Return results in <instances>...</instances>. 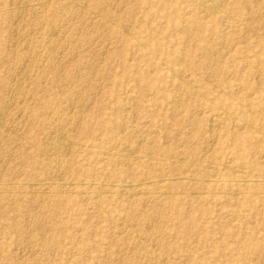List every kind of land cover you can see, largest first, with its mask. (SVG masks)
I'll return each mask as SVG.
<instances>
[{
	"label": "rangeland",
	"instance_id": "rangeland-1",
	"mask_svg": "<svg viewBox=\"0 0 264 264\" xmlns=\"http://www.w3.org/2000/svg\"><path fill=\"white\" fill-rule=\"evenodd\" d=\"M69 1L44 9L39 0H0V264H264V186L232 181L264 169V0L234 1L242 26L208 20L198 35L185 32L192 0ZM161 59L181 76L170 77ZM196 90L234 116L211 121L216 110ZM56 125L74 143L60 164L43 151ZM126 145L140 147L130 159L119 155ZM215 166L225 181L152 183L138 195L105 185L207 178ZM51 178L73 185L44 194L25 187Z\"/></svg>",
	"mask_w": 264,
	"mask_h": 264
},
{
	"label": "bare ground",
	"instance_id": "bare-ground-1",
	"mask_svg": "<svg viewBox=\"0 0 264 264\" xmlns=\"http://www.w3.org/2000/svg\"><path fill=\"white\" fill-rule=\"evenodd\" d=\"M12 1V0H11ZM20 1V0H19ZM50 1H54V0H39V2L37 3V4H35V5H37V6H39V8L40 7H44V9H46L45 8V4L46 3H49ZM69 1V0H68ZM103 1H105V0H103ZM126 1V0H125ZM234 1H237V0H192V2H193V4H194V9H195V12H194V14H193V16L190 18V20H189V26L186 28V33H195L196 35H198L197 33H196V30L197 31H199L200 30V27H202L203 25V23L202 22H206V21H208V20H212V21H224L225 23H227V24H229L230 26H234V27H240V26H242L243 25V23H242V25H241V23H240V21L239 20H237V18H235L233 15H232V9H231V5H232V3H234ZM261 1V0H260ZM25 2V1H24ZM26 2H28V1H26ZM25 2V3H26ZM69 2H71V1H69ZM73 2V1H72ZM72 2H71V4L70 5H72ZM147 2H148V0H147ZM189 2V1H188ZM255 2V1H254ZM14 3V2H13ZM23 3V2H22ZM100 3V2H99ZM26 4H28V3H26ZM50 4V3H49ZM73 4H74V2H73ZM87 4V3H86ZM85 4V5H86ZM107 4H109L108 2H107ZM153 4V3H152ZM180 4V3H179ZM19 5H20V3H19ZM34 5V4H33ZM33 5H32V7H33ZM34 5V6H35ZM67 5V4H66ZM172 5V4H171ZM24 6V5H23ZM26 6V5H25ZM69 6V5H68ZM76 6H78V5H76ZM80 6V5H79ZM31 7V4H30V9L32 8ZM101 7V6H100ZM104 7V6H103ZM18 8V7H17ZM21 8V6L19 7V9ZM28 8V7H27ZM136 8V7H135ZM138 8H140V7H138ZM24 9V8H23ZM43 9V10H44ZM84 9V8H83ZM88 9V8H87ZM18 10V9H17ZM25 10V9H24ZM23 10V11H24ZM36 10V9H35ZM67 10V9H66ZM41 11V10H40ZM263 11V10H262ZM26 12L28 13V10H26ZM36 12H39V11H36ZM64 12H65V10H64ZM133 12V11H132ZM18 13H19V11H18ZM26 13V15H28ZM41 13V12H40ZM83 13V12H82ZM187 13V12H186ZM263 13V12H262ZM23 14V13H22ZM34 14V13H33ZM97 14V13H96ZM18 15V14H17ZM69 15V14H68ZM100 15V14H99ZM261 15V14H260ZM22 16V15H21ZM63 16V15H62ZM113 16V15H112ZM262 17V16H261ZM62 18V17H61ZM77 18V17H76ZM111 18V17H110ZM124 18H126L125 16H124ZM31 19V18H30ZM46 19V18H45ZM63 19V18H62ZM106 19V18H105ZM115 19V18H114ZM133 19V18H132ZM138 19V18H137ZM28 20V19H27ZM34 20H35V18H34ZM51 20V19H50ZM52 20H54V19H52ZM111 20H113L112 18H111ZM249 20V19H248ZM17 21V20H16ZM16 21H15V23H16ZM67 21V20H66ZM109 21V20H108ZM115 21H117V20H115ZM128 21H130V20H128ZM30 22V21H29ZM44 22V21H43ZM118 22V21H117ZM102 23V22H101ZM107 23H109V22H107ZM110 23H111V21H110ZM115 23V22H114ZM113 23V24H114ZM175 24L176 23H172V27H174L175 28ZM13 25V24H12ZM45 25V24H44ZM58 25V24H57ZM57 25H56V28H57ZM88 25V24H87ZM117 25V24H116ZM103 26V25H102ZM123 26V25H122ZM121 26V27H122ZM129 26V25H128ZM60 27V26H59ZM131 27V26H130ZM248 27V26H247ZM246 27V28H247ZM15 28V27H14ZM37 28V27H36ZM43 28V27H42ZM54 28V27H53ZM56 28H55V30H56ZM227 28V27H226ZM245 28V29H246ZM12 29V28H11ZM17 29V28H16ZM32 29V28H31ZM58 29V28H57ZM74 29V28H73ZM125 29H127V28H125ZM125 29H123V30H125ZM250 29V28H249ZM22 30V29H21ZM250 30H252V29H250ZM47 31H48V27H47ZM57 31V30H56ZM97 31V30H96ZM128 31V30H127ZM182 31V30H181ZM253 31V30H252ZM33 32V31H32ZM38 32V31H37ZM53 32V31H52ZM80 32V31H79ZM86 32V31H85ZM107 32V31H106ZM15 33H17V32H15ZM223 33V32H222ZM254 33H256V32H254ZM26 34V33H25ZM57 34V33H56ZM80 34V33H79ZM133 34V33H132ZM20 35V34H19ZM53 35V34H52ZM255 35V34H254ZM54 36H55V34H54ZM73 36H74V32H73ZM85 36V35H84ZM132 36V35H131ZM135 36V35H134ZM260 36V35H259ZM18 37V36H17ZM27 37V36H26ZM50 37H52V36H50ZM116 37V36H115ZM221 37V36H220ZM31 38V37H30ZM88 38V37H87ZM96 38V37H95ZM197 38V37H196ZM261 38H262V36H261ZM24 39V38H23ZM92 39V38H91ZM115 39V38H114ZM135 39V38H134ZM222 39H224V37L222 38ZM18 40V39H17ZM75 40V39H74ZM98 40V39H97ZM97 40H95V42H97ZM180 40V39H179ZM16 41V40H15ZM30 41V40H29ZM28 41V42H29ZM68 41H69V39H68ZM136 41V44H138L139 46H141V47H148V46H150V47H152V48H154L155 46V44H152L153 43V41H152V39L151 38H149V40H141V39H136L135 40ZM21 42H23V41H21ZM24 42H25V40H24ZM49 42V41H48ZM47 42V43H48ZM72 42V41H71ZM92 42H93V40H92ZM108 42V41H107ZM90 43V42H89ZM94 43V42H93ZM223 43V42H222ZM160 44V43H159ZM28 45V44H27ZM76 45V44H75ZM88 45V44H87ZM86 45V46H87ZM203 45V44H202ZM18 46V45H17ZM31 46V45H30ZM66 46H68V44L66 45ZM78 46V45H77ZM80 46V45H79ZM91 46V45H90ZM95 46V45H94ZM157 46V45H156ZM228 46V45H227ZM226 46V47H227ZM235 46V45H234ZM23 47V46H22ZM88 47H89V45H88ZM262 47V46H261ZM212 48V46H210V48L209 49H211ZM223 48V47H222ZM232 48H234V47H232ZM16 49V48H15ZM90 49V48H89ZM17 50V49H16ZM21 50V49H20ZM23 50V49H22ZM43 50V49H42ZM54 50V49H53ZM107 50V49H106ZM233 50V49H232ZM10 51H12V50H10ZM15 51V50H14ZM29 51H30V49H29ZM50 51V50H49ZM96 51V50H95ZM150 51V50H149ZM228 51V50H227ZM39 52H41V50L39 51ZM39 52H37L36 51V53H37V55H38V53ZM153 53H154V50L152 51ZM177 52V51H176ZM18 53V52H17ZM25 53V52H24ZM49 53V52H48ZM105 53H106V51H105ZM151 53V52H150ZM152 53V54H153ZM34 54V53H33ZM132 54V53H131ZM155 54V53H154ZM174 54V53H173ZM32 55V54H31ZM36 55V56H37ZM50 55V54H49ZM68 55V54H67ZM77 55V54H76ZM178 55V54H177ZM168 56V55H167ZM170 56V55H169ZM175 56V55H174ZM180 56V55H179ZM188 56H189V60H190V63L188 64V69H192V62H193V51L192 50H190L189 51V53H188ZM39 57V56H38ZM51 57V56H50ZM83 57V56H82ZM122 57V56H121ZM157 57V56H156ZM24 58V57H23ZM28 58H30V57H28ZM33 58H35V56H33ZM59 58V57H58ZM75 58V57H74ZM97 59V58H96ZM157 59H159V58H157ZM16 60V59H15ZM35 60V59H34ZM37 60H39V59H37L36 58V61ZM76 60V59H75ZM163 59H161V62H160V64L161 65H163L164 66V68H166V71H167V73H168V75L170 76V77H172V78H179L180 76H181V74H182V72H183V70H181V69H176V68H174L173 66H171L170 64H168L167 62H164V61H162ZM18 61V60H17ZM54 61V60H53ZM158 61V60H157ZM215 61H218V60H215ZM31 62H32V64H33V59H32V61H30V66L31 67H33L32 66V64H31ZM60 62V61H59ZM257 62V61H256ZM25 63H27V62H25ZM52 63V62H51ZM132 63V62H131ZM216 63V62H215ZM9 64V63H8ZM89 64V63H88ZM95 64V63H94ZM129 64V63H128ZM214 64V63H213ZM15 65V64H14ZM13 65V67H15ZM18 66V65H17ZM26 65L25 64H22L21 65V76L20 77H23V75H25L26 73H28V71L26 72L25 70L28 68V64H27V68H24ZM36 66V65H35ZM52 66V65H51ZM82 67V66H81ZM91 67V66H90ZM246 67V66H245ZM254 67V66H253ZM22 68H24L23 70H22ZM30 68V67H29ZM62 68H64V67H62ZM93 69H94V67H92ZM14 68H12V70H13ZM32 69V68H31ZM49 69V68H48ZM77 69H79V68H77ZM76 69V70H77ZM82 69V68H81ZM29 70V69H28ZM47 70V69H46ZM153 70H155V69H153ZM185 70H187V69H185ZM30 71H32V70H30ZM37 72V71H36ZM53 72V71H52ZM261 72V71H260ZM62 73V72H61ZM72 73V72H71ZM94 73V72H93ZM185 73V72H184ZM183 73V74H184ZM263 73V72H262ZM14 74H15V72H14ZM18 74H20V73H18ZM37 74H39V73H37ZM74 74V73H73ZM264 74V73H263ZM16 75V74H15ZM14 75V76H15ZM53 75V74H52ZM188 75V74H187ZM200 75V74H199ZM31 76V75H30ZM189 76V75H188ZM258 76H261L260 74L258 75ZM32 77V76H31ZM14 78V77H13ZM27 78H29V77H27ZM77 78H78V76H77ZM88 78H89V76H88ZM12 79V78H11ZM23 79H25V78H22L21 80H23ZM31 79V78H30ZM182 79V78H181ZM14 80V79H13ZM184 80V79H183ZM16 82V81H15ZM54 82V81H53ZM90 82V81H89ZM187 82V81H186ZM185 82V83H186ZM259 82V81H258ZM39 83H40V81H39ZM74 83V82H73ZM79 83V82H78ZM212 83V82H211ZM18 84L19 85H17L16 87H17V89H19L20 90V88H19V86H22L21 84V81H20V83L18 82ZM25 84V83H24ZM36 84H37V82H36ZM47 84V83H46ZM190 84V83H189ZM35 85V84H34ZM66 85V84H65ZM89 85V84H88ZM7 86V85H6ZM44 86V85H43ZM190 86V85H189ZM34 87V86H33ZM132 88V87H131ZM23 89V88H22ZM25 89V88H24ZM44 89V88H43ZM195 89V88H194ZM15 90V89H14ZM14 90L12 91V92H14ZM36 90V89H35ZM82 90V89H81ZM8 91V90H7ZM11 91V90H10ZM25 91V90H24ZM33 91V90H32ZM55 91V90H54ZM67 91V90H66ZM9 92V91H8ZM19 92V91H18ZM81 92V91H80ZM97 92V91H96ZM15 93H17V92H15ZM25 93V92H24ZM24 93H22L23 95H24ZM55 93V92H54ZM12 94V93H11ZM95 94V93H94ZM196 94L202 99V100H204L205 102V105L206 106H208L209 108H211V109H213V110H216V113L214 114V113H211L210 115H209V118H210V120L211 121H216L217 120V118L218 117H220V116H218L219 114H224V115H228V116H232L233 114H234V112L236 111V110H234V108L233 107H231V105H225V104H221V103H219V102H212L210 99H209V97H208V95H207V93L206 92H204V91H201V90H196ZM17 95H18V93H17ZM81 95H83V94H81ZM25 96V95H24ZM23 96V97H24ZM55 96L56 95H54V98H55ZM169 96V95H168ZM253 96V95H252ZM11 98H9V99H7V104H6V106L9 104V105H11V104H13V102H14V100L17 98L16 97V94H14L13 93V95H11L10 96ZM30 98H31V95L29 96ZM153 97V96H152ZM190 97V96H189ZM22 100H24V98L22 99ZM29 100V99H28ZM56 100V99H55ZM78 100V99H77ZM21 101V100H20ZM57 101V100H56ZM55 101V102H56ZM3 102H5V101H3ZM83 102V101H82ZM124 102V101H123ZM240 102V101H239ZM245 103V102H244ZM49 104H50V102H49ZM54 104V103H53ZM55 104H57V102L55 103ZM79 104H80V102H79ZM83 104V103H82ZM90 104V103H89ZM19 105H21V104H19ZM25 105V104H24ZM242 105V104H241ZM57 106V105H56ZM11 107V106H10ZM22 107V106H21ZM21 107L19 108V109H21ZM4 108H6V107H4ZM3 108V109H4ZM58 108V107H57ZM69 108V107H68ZM80 108V107H79ZM88 108V107H87ZM129 108V107H128ZM17 109V108H16ZM200 109V108H199ZM6 110H7V108H6ZM5 110V111H6ZM57 111H58V109H57ZM176 111V110H175ZM174 111V112H175ZM7 112V111H6ZM22 112V111H21ZM31 112V111H30ZM72 112V111H71ZM70 112V113H71ZM203 112V111H202ZM27 113V112H26ZM2 114V113H1ZM6 113H4V115H5ZM49 114H51V113H49ZM3 115V114H2ZM1 115V116H2ZM46 115V114H45ZM58 116L60 115V114H57ZM138 115V114H137ZM175 115V114H174ZM173 115V116H174ZM7 116V115H6ZM5 116V117H6ZM81 116V115H80ZM234 116V115H233ZM5 117H3V118H1V119H4ZM70 117V116H69ZM78 117V116H77ZM86 117V116H85ZM26 118H27V115H26ZM26 118H24V119H26ZM82 118V117H81ZM235 119H236V117H234ZM0 119V121H2ZM17 119V118H16ZM19 119V118H18ZM77 119V118H76ZM238 119H240L239 117H238ZM27 120V119H26ZM85 120V119H84ZM57 121H59V119L57 120ZM72 121V120H71ZM80 122V121H79ZM148 122V121H147ZM243 122V121H242ZM1 123V122H0ZM2 123H3V121H2ZM10 123V122H9ZM15 123V122H14ZM134 123V122H133ZM150 123V122H149ZM212 123V122H211ZM245 123V122H244ZM58 124V123H57ZM68 124V123H67ZM218 124V123H217ZM250 124V123H249ZM4 125V124H3ZM129 125V124H128ZM2 126V125H1ZM5 126V125H4ZM16 126L17 127H19L17 124H16ZM67 126V125H66ZM69 126V125H68ZM77 126V125H76ZM131 126V125H130ZM212 126V125H211ZM218 126V125H217ZM251 126V125H250ZM3 127V126H2ZM23 127V126H22ZM65 127V126H64ZM134 127V126H133ZM174 127V126H173ZM213 127V126H212ZM219 127V129H220V126H218ZM30 128V127H29ZM61 128V127H60ZM60 128H59V126H54V128H53V130H52V132H51V134H50V136L44 141V146H43V151H45V153H47L48 154V156L52 159V160H54V161H58V159H59V157L60 156H62L63 157V155H68V154H70V153H72V151H73V146H72V143L73 142H71L70 141V139L69 140H67V138H66V136L61 132L62 130H60ZM71 128V127H70ZM254 128V127H253ZM9 129V128H8ZM7 129V130H8ZM16 129L17 128H15L14 130H15V132H16ZM65 129V128H64ZM156 129V128H155ZM257 129V128H256ZM11 130V129H10ZM20 130V129H19ZM60 130V131H59ZM76 130V129H75ZM124 131H125V127H124V129H123ZM122 130V131H123ZM217 130H218V128H217ZM258 130V129H257ZM46 131V130H45ZM158 131V130H157ZM261 131V130H260ZM9 132V131H8ZM14 132V133H15ZM7 133V132H6ZM82 133H84V134H86V129L83 127L82 128ZM121 133H123V132H121ZM155 133H156V131H155ZM133 134V133H132ZM134 134H135V132H134ZM133 134V135H134ZM191 134V133H190ZM264 134V133H263ZM20 135V134H19ZM74 135V134H73ZM180 135V134H179ZM217 136H218V134H216ZM17 136V135H16ZM132 136V135H131ZM136 137H137V135H136ZM21 138V137H20ZM24 138V137H23ZM174 138V137H173ZM203 138V137H202ZM216 138V137H215ZM22 139V138H21ZM29 139V138H28ZM9 140V139H8ZM24 140V139H23ZM19 141V140H18ZM26 141V140H25ZM173 141V140H172ZM131 142V141H130ZM137 142V141H136ZM215 142V141H214ZM3 143V142H2ZM11 143V142H10ZM13 143V142H12ZM135 143V142H134ZM74 144V143H73ZM131 144V143H130ZM151 144V143H150ZM3 145V144H2ZM77 145V144H76ZM138 145V144H137ZM15 147V146H14ZM115 147V146H114ZM140 148V147H139ZM139 148L137 149L136 147H134V146H131V145H126L125 146V148L121 151V153L119 154L120 155V157L121 158H126V159H130V157H132V155H135L134 153H138V150H139ZM1 149H2V147H1ZM211 149V148H210ZM210 149H206V152L207 151H211ZM113 150V149H112ZM172 150V149H171ZM158 151V150H157ZM81 152V151H80ZM208 153V152H207ZM71 155V154H70ZM27 156H29L28 154H27ZM160 156H162V154L160 155ZM173 156V155H172ZM135 157V156H134ZM136 157H138V156H136ZM147 157L151 160V159H154V156L152 155V154H148L147 155ZM146 157V158H147ZM203 157H205V156H203ZM264 157V156H263ZM3 158V157H2ZM230 159V158H229ZM156 160V159H155ZM33 161V160H32ZM60 161V160H59ZM58 161V162H59ZM183 161V159L181 160V162ZM201 161V160H200ZM14 162V161H13ZM64 162V161H63ZM180 162V161H179ZM34 163V162H33ZM32 163V164H33ZM214 163V162H213ZM229 163V162H228ZM57 164V163H56ZM59 164H60V162H59ZM58 164V165H59ZM196 164V163H195ZM211 164V163H210ZM214 164H217V163H214ZM225 165V164H224ZM241 165V164H240ZM34 166H36V165H34ZM56 166V165H55ZM60 166V165H59ZM122 166V165H121ZM203 166V165H202ZM229 166V165H228ZM243 166V165H242ZM37 168V167H36ZM146 168V167H145ZM210 168V167H209ZM240 168V167H239ZM59 169V168H58ZM212 169H214V171L212 172V174L209 176V177H207V178H198V177H195V176H192V177H187V176H181V175H177V176H173V175H165V174H163V175H161V176H157V177H148V178H142V179H140V180H138V179H136V180H127V181H123V182H118V183H114V182H112V181H109L107 184H105L106 186H108L110 189H115V190H122V191H125V192H127V193H129L130 195L131 194H137V192H141V190L144 188V187H146L147 185H150V184H152V183H155V184H157V185H160V186H168V185H170V184H172L174 181H184V180H187V181H193L194 183H197V184H207V183H221V181L223 182V181H225L224 179H222V177L219 175V171L220 170H218V167H213ZM221 169V168H220ZM224 169V168H223ZM226 169V168H225ZM221 171H223V170H221ZM230 171V170H229ZM233 171H235V170H233ZM263 171H264V169H261V170H259L258 172V175H255V174H249V173H245L244 172V174L243 175H241V176H238V177H235V178H232V181L233 182H235V184H237L239 187H247V186H250V185H253V186H264V173H263ZM236 172V171H235ZM234 173V172H233ZM232 173V174H233ZM263 173V174H262ZM57 174H59V173H57ZM208 174V173H207ZM54 177V176H53ZM56 178H57V176H55ZM58 177H61V176H58ZM60 179V178H59ZM59 179H52L51 178V180H47V179H39V180H37V181H35V182H31V183H27V184H25V182H24V184H25V187L27 188V189H30V192H36V193H41V194H44V193H46V191H47V189L48 188H50V186H56V187H58V188H63V190H64V188H71V186L73 185V183H72V181L71 182H64V181H61V180H59ZM61 179H63L62 177H61ZM64 180V179H63ZM99 183V182H98ZM80 185H83V186H86V185H92L91 183L89 184L88 182H84V181H81L80 183H79ZM93 184H95L94 182H93ZM97 184V183H96ZM103 184V183H102ZM104 186V185H103ZM62 191V190H61ZM235 191V190H234ZM237 191V190H236ZM64 192V191H63ZM74 192V191H73ZM124 192V193H125ZM23 193V192H22ZM50 193V192H49ZM54 193V192H53ZM82 193V192H81ZM90 193V192H89ZM94 193V192H93ZM100 193H102V192H100ZM118 193V192H117ZM121 193V192H120ZM147 193V192H146ZM153 193V192H152ZM156 193V192H155ZM159 193V192H158ZM157 193V194H158ZM162 193V192H161ZM166 193V192H165ZM164 193V194H165ZM176 193V192H175ZM194 193V192H193ZM196 193V192H195ZM230 193V192H229ZM238 193V192H237ZM240 193V192H239ZM11 194V193H10ZM19 194V193H18ZM91 194V193H90ZM108 194V193H107ZM122 194V193H121ZM169 194V193H168ZM35 195V194H34ZM138 195V194H137ZM194 195V194H193ZM197 195V194H196ZM235 195L236 196H238V194H236L235 193ZM263 195V192H262V194H261V196ZM36 196V195H35ZM133 196V195H132ZM41 197V196H40ZM168 197V196H167ZM46 198V197H45ZM4 203V202H3ZM49 207V206H48ZM55 207V206H54ZM37 208V207H36ZM37 210V209H36ZM17 214V213H16ZM47 215V214H46ZM26 216V215H25ZM130 218H132V219H136L135 218V216L134 215H130L129 216ZM30 219V218H29ZM39 219V218H38ZM20 220V219H19ZM21 221V220H20ZM253 221H255V220H253ZM29 222V221H28ZM54 222V221H53ZM251 223V222H250ZM253 223V222H252ZM1 224V223H0ZM55 224V223H54ZM141 225V224H140ZM153 225V224H152ZM4 228V227H3ZM7 228V227H6ZM51 230H52V228H51ZM58 232V231H57ZM72 232V231H71ZM84 233V232H83ZM82 233V231H81V234H83ZM138 233V232H137ZM236 234V233H235ZM1 235V234H0ZM20 236H21V234H20ZM60 236V235H59ZM83 236V235H82ZM87 236V235H86ZM30 237V236H29ZM96 238V237H95ZM80 239V238H79ZM22 240V239H21ZM62 241V240H61ZM54 242V241H53ZM34 243V242H33ZM63 243H64V241H63ZM27 244V243H26ZM40 244V243H39ZM64 245V244H63ZM64 247V246H63ZM133 247V246H132ZM25 249V248H24ZM40 249V248H39ZM66 249V248H65ZM37 252V251H36ZM117 252V251H116ZM52 253V252H51ZM54 253V252H53ZM119 253V252H118ZM67 254V253H66ZM67 256V255H66ZM68 258V257H67ZM66 258V259H67ZM78 259V258H77ZM76 259V260H77ZM90 259H91V257H90ZM164 259H166V258H164ZM260 259H262V256H260ZM68 260H66V262H67ZM165 261V260H164ZM264 261V260H263ZM67 264H69V263H67Z\"/></svg>",
	"mask_w": 264,
	"mask_h": 264
}]
</instances>
